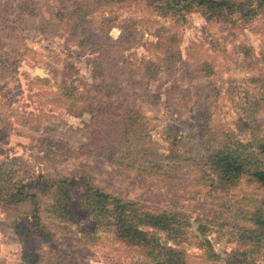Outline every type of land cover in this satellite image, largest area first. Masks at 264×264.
<instances>
[{"label":"rangeland","instance_id":"obj_1","mask_svg":"<svg viewBox=\"0 0 264 264\" xmlns=\"http://www.w3.org/2000/svg\"><path fill=\"white\" fill-rule=\"evenodd\" d=\"M173 2L0 0V190L84 183L40 195L52 239L29 203L0 202V264H168L89 215L88 182L184 213L179 235L141 228L186 264H264V189L224 179L214 157L229 147L264 169V7L208 19Z\"/></svg>","mask_w":264,"mask_h":264},{"label":"trees","instance_id":"obj_2","mask_svg":"<svg viewBox=\"0 0 264 264\" xmlns=\"http://www.w3.org/2000/svg\"><path fill=\"white\" fill-rule=\"evenodd\" d=\"M172 5L180 9L185 8L187 11H191L194 7L205 9L204 13L208 19L222 18L226 14L236 13H243L246 19H252L257 15L258 7H264V0H259L256 4L254 0H174ZM259 147L261 154L264 155V140L259 143ZM214 157L217 161V169L221 170L224 179L233 178L231 180H235L241 174L247 173L264 189V169L252 167L249 163V167H247L245 161L248 160L237 154V151L227 147L218 151ZM81 184L84 183L77 181L75 177L53 180L45 179L44 176L39 175L30 181H15L11 185L5 186L2 191L0 190V202L5 206L29 203L34 229L41 235L52 239L48 226L42 221L40 195L52 193L55 197L63 196L66 199L71 187ZM91 184L90 182L85 184L87 190L81 196L89 215L91 214L95 218L113 216L112 224H115L116 233L125 241L147 248L153 246L150 254L155 253L156 250H162L168 256V264H186L184 251L156 242L148 231L141 228L143 225H148L179 235L185 224V218H182L184 213H167L165 211L155 214L145 211V207L141 203L115 197L101 187ZM255 222L264 225V218H259Z\"/></svg>","mask_w":264,"mask_h":264},{"label":"water","instance_id":"obj_3","mask_svg":"<svg viewBox=\"0 0 264 264\" xmlns=\"http://www.w3.org/2000/svg\"><path fill=\"white\" fill-rule=\"evenodd\" d=\"M36 72L41 74V75H47V73L45 72V70L43 68H37Z\"/></svg>","mask_w":264,"mask_h":264}]
</instances>
